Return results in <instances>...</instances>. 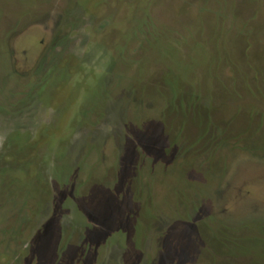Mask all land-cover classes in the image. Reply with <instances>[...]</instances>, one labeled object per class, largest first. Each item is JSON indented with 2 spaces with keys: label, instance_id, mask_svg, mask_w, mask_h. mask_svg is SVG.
Masks as SVG:
<instances>
[{
  "label": "rangeland",
  "instance_id": "1",
  "mask_svg": "<svg viewBox=\"0 0 264 264\" xmlns=\"http://www.w3.org/2000/svg\"><path fill=\"white\" fill-rule=\"evenodd\" d=\"M0 264H264V0H0Z\"/></svg>",
  "mask_w": 264,
  "mask_h": 264
}]
</instances>
